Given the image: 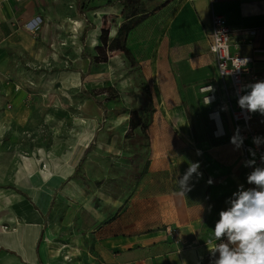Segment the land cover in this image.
<instances>
[{"label": "crops", "instance_id": "0c3cea01", "mask_svg": "<svg viewBox=\"0 0 264 264\" xmlns=\"http://www.w3.org/2000/svg\"><path fill=\"white\" fill-rule=\"evenodd\" d=\"M143 5L145 18L126 39L150 93L143 115L137 109L143 121L144 130L138 129L144 132L145 161L142 169L133 173L135 186L129 198L105 223H94L85 233L59 235L56 221L64 195L59 191L80 172L69 178L87 146L94 143L95 134L69 163L71 170L61 179L54 176L50 180L45 205L18 183L23 175L39 173L46 178L49 168V173H43L40 168L18 167L14 183L0 184V264H212L218 258L219 253L213 257L208 247L215 244L212 230L219 213L230 207L227 201L240 185L245 190L251 187L240 147L231 142L237 131L243 130V123L230 119V84L226 80V92L209 50L211 15L225 17L231 29L232 52L251 56L252 69L264 75V0H143ZM89 7L93 12L99 10L93 13L96 16L107 14L116 20L109 27V37H113L123 22L122 5ZM89 10L84 11V18L77 13L85 27L92 25L84 44L80 35L81 49L87 46L90 31L96 39L102 27L92 21L94 15ZM38 17L35 0H0V70L12 56L31 55L35 49L36 56L41 53L31 29ZM84 72L87 70H76L72 75L79 90L80 73ZM208 82L216 96L211 105L202 101L199 91ZM150 104L152 112L147 113ZM212 109L219 111L224 136L213 135L214 126L207 116ZM250 127L264 143V114L255 112ZM190 163H199L202 175L193 174L189 190L182 192L178 180ZM255 167H264V163L252 164L253 170ZM173 229L176 232H171ZM210 240L212 243H207Z\"/></svg>", "mask_w": 264, "mask_h": 264}, {"label": "rangeland", "instance_id": "374dc122", "mask_svg": "<svg viewBox=\"0 0 264 264\" xmlns=\"http://www.w3.org/2000/svg\"><path fill=\"white\" fill-rule=\"evenodd\" d=\"M35 3L41 15L34 29L41 53L36 56L35 49L34 54L15 55L1 64L0 184L14 183L18 167L40 168L43 173H49V168L46 178L39 173L31 177L20 174L18 183L45 205L50 180L54 176L61 179L71 170L69 163L95 134L80 172L59 191L64 195L56 234L85 233L92 224L113 218L135 186L133 173L143 167L145 144L141 130L128 126L129 110L136 108L143 115L148 100L139 88V72L127 46L104 50L100 32L94 39L90 31L87 46L81 49L79 38L86 24L77 19L76 0ZM103 3L83 0L82 5L97 9ZM93 10H89L92 21L111 29L116 20L107 14L96 16L93 13L99 10ZM76 70H87L84 86L97 91V99L107 108L106 119L93 100L80 92L72 76ZM107 86L115 87L118 95L99 92Z\"/></svg>", "mask_w": 264, "mask_h": 264}, {"label": "clouds", "instance_id": "9594fccd", "mask_svg": "<svg viewBox=\"0 0 264 264\" xmlns=\"http://www.w3.org/2000/svg\"><path fill=\"white\" fill-rule=\"evenodd\" d=\"M239 63L243 67L247 59L239 60ZM244 87L250 88V91L239 97L238 105L248 112L264 114V81ZM207 103H210L208 97ZM231 142L240 147L243 139L240 138L237 143V136L234 135ZM254 163V160L249 161L246 166ZM199 167V163H190L186 173L178 180L182 192L189 190L188 181L193 174L202 175L198 172ZM247 182L255 187L245 190L240 185L227 201L230 207L219 213V220L212 230L215 244L212 248L208 247L213 257L219 253L212 264H264V167H255L248 174ZM208 183L211 184L212 180L209 179Z\"/></svg>", "mask_w": 264, "mask_h": 264}, {"label": "built area", "instance_id": "2783aa9c", "mask_svg": "<svg viewBox=\"0 0 264 264\" xmlns=\"http://www.w3.org/2000/svg\"><path fill=\"white\" fill-rule=\"evenodd\" d=\"M208 1L210 3L213 2V0ZM31 29L34 30L35 26H32ZM250 33H254V31H250ZM232 48L231 29L225 17L221 14L212 13L209 50L215 57L217 72L226 92V80H228L230 84L229 92L233 97V103L230 105L229 110L230 119L235 124L238 122L243 123V130L237 131L238 139H243V143L240 146V156L245 165H247V162L253 160L255 163L261 164L264 163V143L259 140L257 134L251 130L250 127V122L254 113L248 112L246 109H242L238 105V99L241 95L250 91V88H245L244 86L258 81H264V75L258 74L252 69L253 59L251 56L233 53ZM238 59H247L246 65L240 67ZM213 88L214 87L210 82L199 87V91L203 94L202 101L207 105H211L216 101ZM207 97L209 98L210 103H207ZM207 116L212 121L214 126L213 135L216 137L224 136L225 133L219 111L212 109L207 113ZM247 139H250V141H247ZM246 167L248 174H250L253 171L252 165ZM250 187L253 188L255 185H250ZM171 232L174 233L176 230L173 229Z\"/></svg>", "mask_w": 264, "mask_h": 264}, {"label": "trees", "instance_id": "16d2710c", "mask_svg": "<svg viewBox=\"0 0 264 264\" xmlns=\"http://www.w3.org/2000/svg\"><path fill=\"white\" fill-rule=\"evenodd\" d=\"M116 3H120L122 5V11L121 16L123 17V22L117 27L116 33L113 37H109V27H101L100 34H99V42L101 48H104V50H123L126 46V39L127 36L132 28H134L138 23H140L146 16L143 0H104V5L106 6H112ZM83 0H76V8L77 13L79 16L84 18V11L89 10L90 7L83 8ZM92 28V25H87L82 34H81V41L84 44V38L88 32ZM100 48V47H98ZM132 58V57H131ZM133 60V58H132ZM133 63L136 65L135 61L133 60ZM137 68V67H136ZM138 70V69H137ZM87 72L80 73V80H81V87L80 91L81 93L90 98L94 101V103L102 109V118L103 120L106 119L107 114V108L103 105L102 100L97 99V91L96 90H87L84 86V79L86 77ZM138 76L140 78V85L139 88L141 91L144 92V94L147 96L148 99H150V93L148 90V86L142 81V74L138 73ZM104 89V88H103ZM99 92L104 93H111L113 95H118V91L113 86H108L103 90ZM127 111V110H122ZM152 112V106L149 105L147 109V113ZM129 126L131 129H136L139 126H141V130L143 128V121L142 118L138 114V110L133 108L129 111ZM145 121V120H144ZM144 130V128H143ZM143 132V131H142ZM144 133V132H143ZM93 143H90L87 148L85 149L84 153L82 154L80 160L78 161L77 165L74 167L73 173L69 178H73L77 175L78 171L80 170L83 161L90 151V147ZM144 172V169L141 171V173ZM139 176L136 177V181L139 180Z\"/></svg>", "mask_w": 264, "mask_h": 264}]
</instances>
